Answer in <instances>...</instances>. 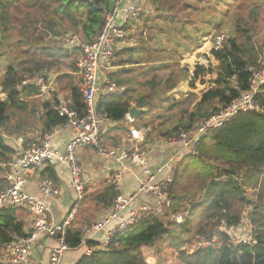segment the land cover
Returning a JSON list of instances; mask_svg holds the SVG:
<instances>
[{
    "label": "trees",
    "instance_id": "16d2710c",
    "mask_svg": "<svg viewBox=\"0 0 264 264\" xmlns=\"http://www.w3.org/2000/svg\"><path fill=\"white\" fill-rule=\"evenodd\" d=\"M18 1L0 0V48L1 40L9 38L10 8L16 7ZM195 1L199 8L193 11H198V20L179 21L181 19L175 15L161 16L159 14L164 13L162 9L165 4L157 0L153 3H160L161 11L158 9L156 25L147 23L155 14L145 16L143 12L123 21V31L140 22H143L144 27L138 34V47L119 48L115 54L112 63L117 70L108 76L110 82L121 91L100 97L98 111L105 121H123L130 107L135 105L145 109V112L134 124L138 123L139 127L146 130L151 129V132H147L149 137L170 141L190 131L199 122L229 106L250 90L252 75L247 69L256 63L261 52H256L251 36L246 30H241L238 23L236 26L235 23L225 22L228 15L219 10L220 7L224 9V0ZM116 3L117 0H22V6L31 9L33 15H29L26 24H21L18 38L8 44V48L0 50V62H6L0 83V94L5 95L4 100L0 98V163H7L15 154L4 140V135L11 134L8 131L10 113L37 112L32 103L23 101V97H30L37 90L22 83L36 74L49 75L66 59L72 60L71 65L75 67L82 47L97 38L105 17L112 12ZM127 5L123 3V7ZM181 5V11H191L185 4ZM173 7L171 3L167 13L172 12ZM142 8L144 10V6ZM124 33L126 39H131L132 34ZM222 34L227 37L221 47L215 50V40ZM202 37L203 45L210 43L212 46H207L202 54L205 64L195 61L188 82L189 89H194L196 84L202 87L200 98L193 106H184L173 119H164L161 123L159 119L163 116L156 111L166 105H169V112L178 107V96L173 97L171 93L189 71L179 73L178 80H174V73L163 80L155 77L158 71L168 67L178 51H187L194 45L199 47ZM242 37L245 38L240 42ZM71 38L73 44L69 43ZM150 75L151 79L145 80ZM75 86L70 93L71 105L82 114V96L78 85ZM143 86L152 87L147 89ZM255 101L258 111L240 112L222 127L200 139L199 154L191 157L198 158L203 164L202 169L209 172V180L200 201L191 204L188 215L183 216L180 223L164 222L159 218L139 220L127 231L113 233L107 245L92 250L88 256L82 255L76 264H145L141 248L154 247L170 234L171 226L177 227L184 236L182 239L171 236L174 237L171 245L178 250L192 241H211L217 236L216 242L206 249L190 255L179 251L178 257L186 264H264V86L255 95ZM55 104V95L51 100L38 104L42 132H51L65 123V118L53 110ZM28 106H31V110ZM153 129L157 130L156 134H152ZM206 160L208 164L204 165ZM42 175L55 180L51 166L45 167ZM174 185L175 175L171 189ZM107 191L109 195L105 197L107 200L103 198V203H106L105 207H110L116 193L111 187ZM181 198L172 195L174 206L181 205ZM174 208L173 213H176ZM245 208L249 211L254 243L249 246L228 243L227 237L217 234L216 228L221 222L238 225ZM193 212H198L197 219L203 220L198 226L191 225L192 216L195 215ZM24 236L23 223L17 217V209H1L0 252L6 244ZM64 241L71 250L78 249L82 244L81 231L68 228ZM86 245L90 248L95 246L91 241Z\"/></svg>",
    "mask_w": 264,
    "mask_h": 264
},
{
    "label": "built area",
    "instance_id": "2783aa9c",
    "mask_svg": "<svg viewBox=\"0 0 264 264\" xmlns=\"http://www.w3.org/2000/svg\"><path fill=\"white\" fill-rule=\"evenodd\" d=\"M123 1L117 0L112 12L105 17L97 38L91 44L82 47L81 54L76 60V70L81 78L80 92L84 106L83 113H78L59 96L57 104L53 108L60 117L65 118V123L61 127L70 129L73 132V137L64 152L59 153L51 148V135L46 132L42 135L39 143L33 144L25 152H19L7 164L6 186L0 192V210L7 208L27 209L32 216V226L27 236L16 239L2 248L0 252V264L25 263L30 255L32 245L41 235L52 238L56 242L50 251L47 264H66L64 257L71 249L66 245L64 236L84 200L85 192L84 183L82 182L83 172L77 161L76 152L81 147L93 146L98 148L103 156H117L115 150L107 151L99 148V136L104 131L105 119L98 111V97L102 87L103 95L110 96L117 92L116 85L107 79L105 80L104 69L112 64L118 49L122 48L126 41V35L122 30L123 22L119 18L122 17L125 22L143 12V8L139 5H134V3L123 7ZM226 37V35L222 34L216 38L214 43L215 50L221 47ZM69 43H74L73 38L70 39ZM247 70L252 75L249 85L250 90L243 93L229 106L221 109L208 119L199 122L190 131L179 134L173 140L171 139L169 142L178 147V153L181 155L198 156L201 138L209 132L222 127L240 112L259 110L255 101V95L264 86V52L259 54L256 65L249 66ZM189 73H192L191 69ZM53 81L48 76L36 74L25 80L22 85L32 86L39 94L49 97L55 92ZM130 134L133 140H140L139 131L131 130ZM119 159L138 165L144 179L140 182L138 191L135 194L129 197L116 195L108 214L102 217L96 224H92L84 230L82 233V244L86 245L88 241H91L90 236L104 231L113 221H117V225L112 231L107 233L103 246L108 244L113 233L127 231L139 220L149 218L164 220L167 217L168 222L177 220V222L173 223H180L183 219V216H179L178 220L171 213L173 205L170 192L173 184L172 160L157 168L153 173L148 168L144 152L138 145L121 152ZM60 164H65L69 169L70 184L74 191L75 199L63 222L49 225L47 220L48 208L45 203L23 192V187L26 183L24 173L29 169L42 171L47 166L54 167ZM166 169L169 170V174L160 177ZM120 182L121 173H118L111 181V185L115 191L119 190ZM39 190L44 196H56L58 194L57 189L48 179L42 180ZM140 194L149 196L154 201L153 207L142 204L133 208L132 204ZM123 214H126L125 217H123ZM216 231L217 234L225 235L228 243L248 246L254 243L253 230L248 216L246 220L241 218L240 223L236 226L221 222ZM237 233L238 235H236ZM216 237H213L211 241H193L194 244L186 251H189V254H193L199 250L206 249L216 242ZM91 253L92 249L87 248L85 250L86 256Z\"/></svg>",
    "mask_w": 264,
    "mask_h": 264
},
{
    "label": "crops",
    "instance_id": "0c3cea01",
    "mask_svg": "<svg viewBox=\"0 0 264 264\" xmlns=\"http://www.w3.org/2000/svg\"><path fill=\"white\" fill-rule=\"evenodd\" d=\"M135 0H124V4H132ZM121 22H123V18H119ZM125 23H122V26ZM126 41L123 44V47H126ZM122 47V48H123ZM79 57V56H78ZM77 57V58H78ZM76 58V60H77ZM117 67H111L104 69L105 80L107 78V73H114ZM75 71L71 77L70 83L78 81L79 90L81 89V78L79 73L76 70V66L74 67ZM5 72V71H4ZM4 72L2 73V77L0 78V83L3 80ZM51 74V73H50ZM108 74V75H109ZM52 78L55 82L60 79L58 76L47 75ZM109 77V76H108ZM109 80V79H108ZM57 84V83H56ZM54 83V94H51L49 97H45L38 92L36 94L30 95V97H23V101L27 103H32L33 106L37 108V112L35 114H41V110L39 108L38 103H34L33 99L36 96L40 99V102L49 101L55 95L56 104L58 96L61 97L66 103L72 107L70 93L71 90L76 86H57ZM185 85L187 87H183ZM179 86V85H178ZM180 89H176L173 91L172 96L176 97L179 91L180 93L186 94L188 93L189 87L188 84H184L181 82ZM117 93L121 91L119 87H117ZM183 89V90H182ZM186 89V90H185ZM103 87L100 89V94L98 97V102L100 97L103 95ZM180 95V94H179ZM0 98L2 100L5 99V95L0 94ZM37 98V99H38ZM55 104V106H56ZM31 105V106H32ZM31 106H28L31 110ZM135 106V105H132ZM145 110V109H144ZM139 118V117H138ZM137 118V119H138ZM137 119L131 121L128 119L127 115L125 119L118 123H110L105 121L104 131L99 136V148L105 149L107 151L115 150L117 152L116 157H107L103 156L100 153L98 148L93 146H84L77 150L76 158L79 165L82 168V182L84 183V202L79 207V210L75 217L73 218L70 227L71 229L84 232L86 228L91 226L95 220H99L101 217H104L108 214L110 207H105L106 203H103V200H107L105 197L109 195L108 189H111L116 193V195H120L122 197H129L135 194L138 191L140 186V182L144 179L141 169L138 165L133 164L127 160L119 159V154L123 151H127L133 146L140 143L141 150L144 152L145 159L147 161L148 168L151 172H155L157 168L163 166L167 162L173 161L172 169L173 173L176 172L178 164L181 162V159L184 158V154L178 153V147L170 144L168 140H163L161 138H152L147 135V132H151L150 129L146 130L142 127H139ZM18 129V127H16ZM139 129L140 131V140H133L130 132L131 130ZM17 129H8L10 131V135H4V140L7 145L15 151V154L19 152H25L28 148H30L33 144L39 143L41 141L42 135L46 132H42V126L39 124L32 132L26 131L24 134L22 132L19 133ZM107 129V130H106ZM3 132V131H2ZM51 135V148L54 151L59 153H63L68 143L71 141L73 137V132L70 129L58 126L55 127L51 132H48ZM13 156V158H14ZM174 159V160H173ZM11 161V160H10ZM7 163H0V192L6 186V172L8 170ZM179 162V163H178ZM55 180L49 179L42 175V171H37L35 169H29L24 173L25 177V185L23 187V192L30 196H33L40 201L44 202L46 207L48 208L47 220L49 225H55L63 222V220L67 217L74 199L75 194L70 184V172L68 167L65 164H60L52 167ZM121 173V182L119 190H116L111 185V181L115 175ZM172 173V175H174ZM169 174V170L166 169L163 173V177ZM48 179L52 182L53 186L57 189L58 194L56 196H44L40 190L39 186L42 180ZM104 198V199H103ZM91 200V202L89 201ZM94 203V205H87V203ZM190 202V201H188ZM99 204L102 207H99L101 210L98 211L94 216L87 217L85 213H90V210H94L95 205ZM147 205L149 207H153L154 201L147 195H138L135 199L132 207L135 208L139 205ZM17 209V217L19 221L23 223V232L25 236L31 230L32 226V216L27 211V209L23 208H15ZM126 214H123L125 217ZM188 215V212H187ZM117 225V221L111 222L104 231L99 232L90 236L91 242L95 244L94 247L90 248L89 246L82 244L78 249L71 250L66 253L64 257V262L66 264H76L82 255H85V250L90 248L95 250L97 248H102L104 240L108 232L112 231ZM90 235V234H87ZM24 236V237H25ZM23 238V237H22ZM16 240V239H15ZM56 242L54 239L49 238L45 235H41L38 237V240L32 245L30 255L28 259L23 264H47L49 260V254L51 249L55 246Z\"/></svg>",
    "mask_w": 264,
    "mask_h": 264
},
{
    "label": "rangeland",
    "instance_id": "374dc122",
    "mask_svg": "<svg viewBox=\"0 0 264 264\" xmlns=\"http://www.w3.org/2000/svg\"><path fill=\"white\" fill-rule=\"evenodd\" d=\"M157 0H135L134 5H139L140 7L144 6L143 15L145 16H152V14H155L153 18L147 21L148 24L156 25L157 21H155L156 18H158L159 15L169 17L175 15L181 20L179 21H193L198 20L200 17L198 15V11H193L196 8H199L198 2L195 0H158L159 2L164 1V8L162 9V12L158 15V9H160V3L154 4ZM206 2V0H203ZM22 0H19L17 2L16 7L10 8V19L8 20V23L10 24V33L9 38H4L1 40L2 47L1 49L8 48L11 42H14L18 38V31L20 33L21 24H26L27 18L29 19V15H33V12L31 9H27L21 4ZM225 7L222 9L221 7L219 10L221 12L227 14L228 16L225 19V22L227 23H238L241 30H246L249 36H251V43L254 46V49L258 53L264 52V0H224ZM173 3L174 7L172 9V12L167 13V9L170 7V4ZM245 3V5H244ZM185 4V7H189L191 11L185 12L181 11L179 8V5ZM198 10V9H196ZM185 12V13H184ZM240 18V20L238 19ZM193 19V20H192ZM175 20V19H174ZM176 21V20H175ZM25 22V23H24ZM197 22V21H196ZM143 22H140L139 24L132 26L131 29H127L124 32H129L132 34L131 39H127L126 47H138L140 43V38L138 34L143 29ZM163 25V23L161 22ZM237 26V25H236ZM197 27L200 28L197 24ZM222 31H228L227 29H222ZM245 38V37H244ZM244 38H240L239 41L242 42ZM204 37H202V42L200 43L199 47H196L195 45L192 46L187 51H178L177 54H175V57L173 58V61L168 65L166 69L158 71L156 75V79L163 80L165 79L170 73H174V80H178L179 73H184V71H189V69L194 66L195 61H199L200 63H206L204 57L202 56L203 53L207 50V46L211 48V44H204ZM164 44V43H163ZM81 54V53H80ZM167 55V52H165V55ZM79 56V55H78ZM77 56V57H78ZM166 58H164L165 60ZM72 60L66 59L61 61V63L58 65L57 68L53 69L49 75L54 74V76H58L60 79L59 81H53V83H57V86H75L78 84V81L70 83V78L73 77L74 74V67L71 65ZM6 62H0V78L2 77V73L6 69ZM111 67H115V65H111ZM114 70H116L114 68ZM107 73V80L110 81V78L108 77ZM185 79H183L182 83L188 84V82L191 80L190 76L191 74L188 72L186 73ZM188 76V77H187ZM152 75L147 77L145 80H150ZM188 78V80H187ZM138 80L141 81V78L138 77ZM143 81V80H142ZM114 82V81H113ZM181 82L178 84L179 86L176 87V89H180L182 86H180ZM26 86V85H25ZM55 86V85H54ZM152 86H143V88H151ZM180 87V88H178ZM183 87H186L183 85ZM137 89L140 88V86H136ZM175 89V90H176ZM187 89V87H186ZM185 89V90H186ZM181 90V89H180ZM183 90V89H182ZM202 87L199 84H196L194 89H189L188 93H178L176 95V98L179 99V105L176 108H173L171 112L168 111V106H163L161 109L157 110L156 113L163 116L162 119H159V121L162 123L164 119H173L174 116L178 115L180 113V110L187 105L193 106L197 100L200 98V92L202 91ZM173 93V92H172ZM171 93V94H172ZM180 94V95H179ZM183 96V97H182ZM40 96H36L35 99H33L34 103H40V99L38 98ZM181 97V98H179ZM38 98V99H37ZM42 103V102H41ZM13 112V113H12ZM10 113L11 121L9 122V128L11 130L17 129L19 130V133L22 132L23 134L28 131L29 133L33 130H36L35 128L41 125V121L36 114H31L30 112L26 113H20V112H14L12 111ZM136 131H140L139 129L134 128ZM107 130V129H106ZM151 130V129H150ZM157 130L153 129L152 134H156ZM173 140V139H172ZM141 141V140H140ZM140 147V143L137 144ZM179 163V162H178ZM207 160L204 162V165H207ZM203 164L199 161L196 157H191L189 155L184 156L183 159H181V162L178 164L176 172L173 173L175 175V185L171 189V193L173 196L182 197L181 198V205L174 206L173 201V207L176 210V213H173V209L171 210V213L173 216H175L179 220V216H186L187 212L189 213V208L192 203L196 201H200V199L203 196V191L205 188V185L208 183V175L209 172L206 170H203ZM173 178V175H172ZM191 199V200H189ZM91 202V200L89 199ZM190 201V202H188ZM84 202V201H83ZM82 202V204H83ZM88 202L87 205H94V203ZM81 204V205H82ZM99 207V204L95 205L94 210H90V213H85L87 217L94 216L98 211L101 209ZM236 209L238 210L237 206ZM79 210V209H78ZM195 215L192 216L191 219V225L192 226H198L200 223L203 222V220L197 219L199 214L198 212H193ZM249 211L247 208L242 210V219L246 220L248 216ZM102 218V217H101ZM100 218V219H101ZM99 219V220H100ZM99 220H95L92 222L93 224H96ZM165 220H168L167 217L164 219V222H167ZM173 222H177V220H173ZM177 224V223H176ZM240 229V228H239ZM238 229V231H239ZM170 234L162 239L161 241L157 242L154 247H142L141 253L144 256V262L145 264H186L183 260H181L179 256V251H186L194 244L192 241L189 245H183L181 248L176 249L172 247L171 240L174 237H184L181 235L179 229L177 227L171 226L169 228ZM238 235V233L236 234ZM171 236H174L171 238ZM196 241V240H195ZM187 252V251H186ZM185 252V253H186ZM189 252V251H188ZM186 254H189V253ZM190 255V254H189Z\"/></svg>",
    "mask_w": 264,
    "mask_h": 264
},
{
    "label": "water",
    "instance_id": "95a60500",
    "mask_svg": "<svg viewBox=\"0 0 264 264\" xmlns=\"http://www.w3.org/2000/svg\"><path fill=\"white\" fill-rule=\"evenodd\" d=\"M144 112H145L144 109L137 108L136 106H131L128 111L127 117L131 121H134L135 119L140 117Z\"/></svg>",
    "mask_w": 264,
    "mask_h": 264
},
{
    "label": "bare ground",
    "instance_id": "6f19581e",
    "mask_svg": "<svg viewBox=\"0 0 264 264\" xmlns=\"http://www.w3.org/2000/svg\"><path fill=\"white\" fill-rule=\"evenodd\" d=\"M257 62V61H256ZM256 65V63H254V64H252V66H255ZM8 209V208H7ZM20 239V238H19ZM15 241V240H14ZM13 242V241H12Z\"/></svg>",
    "mask_w": 264,
    "mask_h": 264
}]
</instances>
